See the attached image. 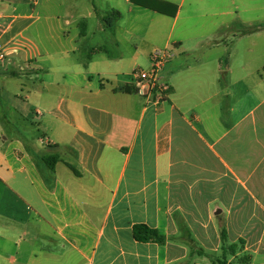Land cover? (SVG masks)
I'll return each mask as SVG.
<instances>
[{"label":"crops","instance_id":"obj_1","mask_svg":"<svg viewBox=\"0 0 264 264\" xmlns=\"http://www.w3.org/2000/svg\"><path fill=\"white\" fill-rule=\"evenodd\" d=\"M165 1L174 16L130 0H0V41L12 55L0 94L35 100L0 108V264L264 257V90L258 98L242 85L241 98L221 85L223 52L204 54L219 33L264 23V0ZM109 11L119 16L106 22ZM152 34L162 40L148 62L154 48L174 52L160 101L123 90L136 88L140 68L132 38ZM136 223L164 240H136ZM236 241L241 249L225 250Z\"/></svg>","mask_w":264,"mask_h":264},{"label":"rangeland","instance_id":"obj_2","mask_svg":"<svg viewBox=\"0 0 264 264\" xmlns=\"http://www.w3.org/2000/svg\"><path fill=\"white\" fill-rule=\"evenodd\" d=\"M122 14L126 15L125 11H122ZM146 26L147 24H144L143 29H145ZM244 29L245 28H241L238 31H234V33L230 31H228L227 33L226 32L219 33L220 35L224 34V35H221L222 41L216 47H210V48L206 47L207 50L204 51L205 52L204 54L210 55L211 53H214L216 51L218 52L222 51L223 52L222 58H227V63L224 66L229 76L226 78H223L222 76L220 77L222 86H225L226 82L229 83V88L232 91L234 89L235 90L239 89L238 94L242 98V89H243L242 85L249 86L250 88L252 85L251 89L255 90L256 96L259 98L260 94L264 90V32H257V33L253 32L252 34H250L251 36H245V35L241 36L240 34H244L243 33ZM147 31H150V28L149 29L147 28ZM226 34H227V37H226ZM152 35H153V38H151L152 40L139 39L135 36L132 38L133 45L142 52L141 60L139 63L140 68L142 69H147L149 66V62L146 57L145 51L151 50L154 46H160L159 42L162 40L161 38L154 37V34ZM155 35H160V34L157 32L155 33ZM228 35H230V37H228ZM187 44L191 46L190 41ZM11 56L6 55L5 59L3 60V64H0V66L4 67V65L7 66L8 64H10L9 61L11 60L9 57ZM221 63L222 65L224 64V59L223 61H221ZM12 69L18 72L20 70L18 65L17 67H8L7 70L11 71ZM247 74H250L249 80L246 77L245 80H237V83L234 81L236 80V78L241 79L243 75H247ZM15 75L18 76V73ZM260 77L263 80H261ZM33 82H36V84L39 83L38 80H33ZM5 94L6 93L0 94V104H1L0 108L2 109V107H4L5 109H8V111L10 112H12L14 107H21V105H23L24 107L25 105L26 107H29L30 103L34 104L35 102L33 97L27 99L23 93L18 94L16 99L13 97H8ZM165 105L168 106L169 103L166 102ZM11 116H14V114H11ZM1 117H2V112L0 111V118ZM29 122H31L35 126L37 125L38 119L33 117L29 119ZM235 244L238 249H241V244L238 241H236ZM217 257L220 260H223L224 258L222 255H218ZM254 258H255L254 263L264 264V257L260 256L259 258L255 256Z\"/></svg>","mask_w":264,"mask_h":264},{"label":"trees","instance_id":"obj_3","mask_svg":"<svg viewBox=\"0 0 264 264\" xmlns=\"http://www.w3.org/2000/svg\"><path fill=\"white\" fill-rule=\"evenodd\" d=\"M136 4H139L141 6L147 7L151 10H154L158 13L165 14L168 16H174L177 6L169 1L165 0H130ZM119 16L118 11H109L105 14V21L106 22H111V20L117 18ZM258 30H264V23L260 24H255L246 27L243 32L244 33H249V32H254ZM125 92H138L137 88H133L132 90L128 87L125 86L123 88ZM58 155L57 154H50L45 157H43L44 162L49 166V168L53 169L54 162L57 160ZM132 234L133 237L138 240V241H156V242H162L164 240L163 235H161L159 232H157L156 229L151 228L147 226L146 224L143 223H136L132 226ZM232 248H236L235 245H227L225 246V250L229 251ZM219 262L222 264H234V263H226L225 261L222 262V260L218 259Z\"/></svg>","mask_w":264,"mask_h":264},{"label":"built area","instance_id":"obj_4","mask_svg":"<svg viewBox=\"0 0 264 264\" xmlns=\"http://www.w3.org/2000/svg\"><path fill=\"white\" fill-rule=\"evenodd\" d=\"M172 48H154L149 55L148 68H136L132 71L133 83L140 94L154 95L156 101H160L167 94L169 86L161 80L160 72L163 66L173 57ZM6 55L5 45L0 41V61H3ZM145 86H147L146 89Z\"/></svg>","mask_w":264,"mask_h":264},{"label":"water","instance_id":"obj_5","mask_svg":"<svg viewBox=\"0 0 264 264\" xmlns=\"http://www.w3.org/2000/svg\"><path fill=\"white\" fill-rule=\"evenodd\" d=\"M145 89L147 88V86L144 87Z\"/></svg>","mask_w":264,"mask_h":264}]
</instances>
